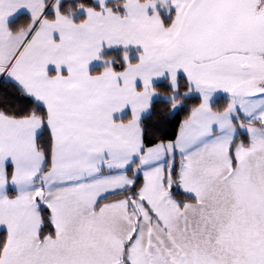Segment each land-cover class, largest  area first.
Returning a JSON list of instances; mask_svg holds the SVG:
<instances>
[{
    "label": "snow or ice",
    "instance_id": "6c2138e0",
    "mask_svg": "<svg viewBox=\"0 0 264 264\" xmlns=\"http://www.w3.org/2000/svg\"><path fill=\"white\" fill-rule=\"evenodd\" d=\"M0 264H264V0H0Z\"/></svg>",
    "mask_w": 264,
    "mask_h": 264
}]
</instances>
